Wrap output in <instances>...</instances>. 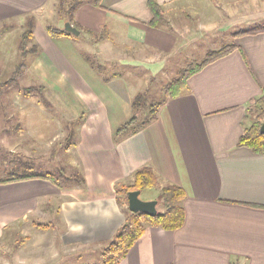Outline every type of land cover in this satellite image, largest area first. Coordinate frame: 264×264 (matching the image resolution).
Returning <instances> with one entry per match:
<instances>
[{"label": "crops", "instance_id": "crops-1", "mask_svg": "<svg viewBox=\"0 0 264 264\" xmlns=\"http://www.w3.org/2000/svg\"><path fill=\"white\" fill-rule=\"evenodd\" d=\"M149 1H83L73 14L80 33L52 38L45 27L54 0H0V26L22 28L27 16L34 17L38 52L32 71L43 89L60 96L56 103L70 116L84 117L72 145L82 185L58 186L44 178L0 184V264H56L58 245L101 254L125 219L115 185L143 167L153 169L161 184L183 190L185 220L173 231L147 225L118 264H264V153L238 145L249 124L247 107L264 88V32L236 36V47L190 76L186 89L167 100L155 119L116 139L131 115V94L117 80L98 77L72 43L91 42L121 62L140 57L154 64L153 58L183 41L186 29L171 23L180 11L208 3L154 0L165 18L154 26ZM83 30L92 35L82 36ZM12 232L23 242L10 260Z\"/></svg>", "mask_w": 264, "mask_h": 264}, {"label": "rangeland", "instance_id": "rangeland-1", "mask_svg": "<svg viewBox=\"0 0 264 264\" xmlns=\"http://www.w3.org/2000/svg\"><path fill=\"white\" fill-rule=\"evenodd\" d=\"M93 0H85L84 3H92ZM208 3H200V7L194 10L185 8L181 10L180 16L173 19L175 28L186 29L183 41L170 54L160 55L153 58L154 64H150L144 58H125L126 62L113 57H105L91 42L77 41L72 43L74 49L80 51L83 59L96 72L102 80L117 82L124 87L125 92L131 94L132 99L138 93H144L147 97V105L159 101L165 94L164 86L173 81L180 69L184 68L191 61H200L209 49H219L224 44L233 42L234 32H239L253 25L264 24V0H202ZM211 3V5H209ZM58 0H54L49 25L56 28H63L64 22L57 21L55 7ZM243 17L242 23H233L237 18ZM29 18L27 16L24 25ZM177 21V22H174ZM203 22L199 24L198 22ZM210 24H209V23ZM22 28L17 25L0 26V81L7 80L15 66L23 60L27 64V70L23 77L19 79V86L11 90L0 93V169L8 168L10 160L19 163L28 161L34 164L36 172L46 171L53 173H65L69 175L78 172L74 169V154L72 150L75 135L69 137V131H75L80 123H77L79 114L76 117L63 109L60 97L55 91L50 95L48 90L41 87L39 77L35 76L32 70L33 57L35 53L29 52L23 56L19 49ZM21 28V29H20ZM6 36L3 34L9 31ZM82 36L89 38L92 34L83 30ZM5 35V34H4ZM79 38V37H78ZM32 43L26 45L30 48ZM65 50L66 46H62ZM95 75V73H93ZM27 87H35L26 92ZM28 93L29 95H26ZM260 94L254 100L260 99ZM56 96V97H55ZM23 98H27L24 100ZM56 100H59L56 103ZM254 100L247 107L246 121L249 123L259 112L254 106ZM132 101V100H131ZM64 102V100H63ZM65 103V102H64ZM149 108V107H147ZM57 181L62 184H70L64 177H58ZM133 182V175L127 181L121 182L130 184ZM152 189H144L139 197L145 200L157 198L158 188L164 183H160ZM53 223L55 217L51 216ZM42 225V223H40ZM57 228V227H56ZM10 245L7 257L14 259V254L18 253V248L22 245V237L17 233H11ZM107 245V244H106ZM56 247V246H55ZM82 248L65 250L58 245L55 250L58 253L56 264H80L83 262H99L100 253H81ZM56 253V254H57Z\"/></svg>", "mask_w": 264, "mask_h": 264}, {"label": "trees", "instance_id": "trees-1", "mask_svg": "<svg viewBox=\"0 0 264 264\" xmlns=\"http://www.w3.org/2000/svg\"><path fill=\"white\" fill-rule=\"evenodd\" d=\"M85 0H58L57 13L63 21H70L74 26L73 14L76 8ZM99 4L97 0H93ZM150 9L153 13L152 25L164 23L165 18L161 7L154 1H149ZM25 28L22 32L21 43L19 49L24 55L29 52L37 53L38 46L32 43L30 48L26 45L29 41H33V29L35 19L29 18L25 23ZM78 27V26H76ZM79 28V27H78ZM46 32L52 38L61 37L63 35H71L63 28H56L51 25L45 27ZM264 32V24H257L248 29L234 32L232 37L242 34H257ZM234 42L226 43L219 49H209L200 61H191L184 68L180 69L179 75L171 82L167 83L164 88V96L157 102H152L147 105L146 94L138 93L131 101V115L122 123L115 131V138H121L125 135L135 134L140 131L145 125L155 119L159 108L169 99L179 96L187 87V79L193 74L200 71L209 63L226 56L235 48ZM27 70L25 61L20 62L15 66L11 76L0 81V93L11 90L19 86V79L24 76ZM1 74V73H0ZM35 87H27L24 90L29 92ZM29 95L28 93H25ZM260 99L254 100V106L259 111L254 119L243 129L239 138L238 145L249 148L255 154L264 153V133L260 132V126L264 121V88ZM149 107V108H147ZM83 115L78 117L77 123L83 122ZM69 137L74 135V131H69ZM16 159L10 160L8 168L0 169V184L21 181L33 178L49 179L58 186V177H64L65 181H76L81 185L84 183L83 177L79 172H74L69 175H64L62 172L53 173L46 171L44 173L36 172L33 168L34 164L28 161L15 162ZM159 176L150 167H143L136 170L133 174V182L130 184L119 183L115 185L116 201L119 205L124 206L125 219L118 228L113 237L101 251V259L99 262L91 264H118L127 254L131 246L143 234L147 225H154L165 230H176L181 227L185 220V210L182 205L184 197L183 190L173 183L166 182L158 188L157 213L155 216H148L144 213H132L127 208V192L132 190L152 189L158 186L157 180Z\"/></svg>", "mask_w": 264, "mask_h": 264}, {"label": "water", "instance_id": "water-1", "mask_svg": "<svg viewBox=\"0 0 264 264\" xmlns=\"http://www.w3.org/2000/svg\"><path fill=\"white\" fill-rule=\"evenodd\" d=\"M63 29L70 34L78 35L79 30L70 22L64 21ZM260 132L264 133V121L260 126ZM140 190L127 192V208L132 213H144L148 216H155L157 213V200H143L139 197Z\"/></svg>", "mask_w": 264, "mask_h": 264}]
</instances>
